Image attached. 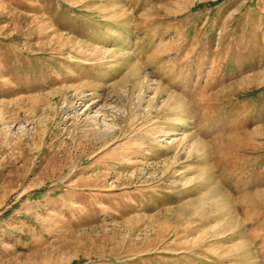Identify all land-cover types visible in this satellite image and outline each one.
I'll list each match as a JSON object with an SVG mask.
<instances>
[{
  "label": "rangeland",
  "instance_id": "374dc122",
  "mask_svg": "<svg viewBox=\"0 0 264 264\" xmlns=\"http://www.w3.org/2000/svg\"><path fill=\"white\" fill-rule=\"evenodd\" d=\"M0 264H264V0H0Z\"/></svg>",
  "mask_w": 264,
  "mask_h": 264
}]
</instances>
